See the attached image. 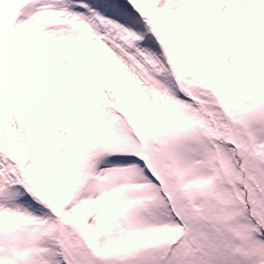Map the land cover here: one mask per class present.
I'll use <instances>...</instances> for the list:
<instances>
[{"label": "snow or ice", "instance_id": "snow-or-ice-1", "mask_svg": "<svg viewBox=\"0 0 264 264\" xmlns=\"http://www.w3.org/2000/svg\"><path fill=\"white\" fill-rule=\"evenodd\" d=\"M0 264H264V0H0Z\"/></svg>", "mask_w": 264, "mask_h": 264}]
</instances>
